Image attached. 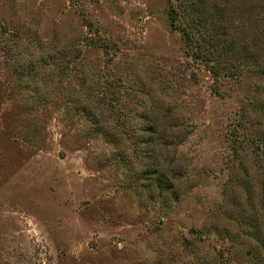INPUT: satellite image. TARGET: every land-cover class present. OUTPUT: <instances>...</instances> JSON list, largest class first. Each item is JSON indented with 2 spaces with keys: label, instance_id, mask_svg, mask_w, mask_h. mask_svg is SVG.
<instances>
[{
  "label": "rangeland",
  "instance_id": "rangeland-1",
  "mask_svg": "<svg viewBox=\"0 0 264 264\" xmlns=\"http://www.w3.org/2000/svg\"><path fill=\"white\" fill-rule=\"evenodd\" d=\"M188 1L0 0V264H264V0Z\"/></svg>",
  "mask_w": 264,
  "mask_h": 264
},
{
  "label": "trees",
  "instance_id": "trees-1",
  "mask_svg": "<svg viewBox=\"0 0 264 264\" xmlns=\"http://www.w3.org/2000/svg\"><path fill=\"white\" fill-rule=\"evenodd\" d=\"M201 1L202 0H189L188 1V4H190V5H193V9H192V13H193V15H195V17L197 16V19L199 20V19H201L199 16H198V14H197V12H198V8L199 7H197L196 8V5H198L199 3H201ZM194 21V20H193ZM193 21H190V22H193ZM183 38L185 39V42L187 43V44H189L190 42H189V40H190V38H189V36H188V34L185 32V30H183ZM263 142V141H262Z\"/></svg>",
  "mask_w": 264,
  "mask_h": 264
}]
</instances>
